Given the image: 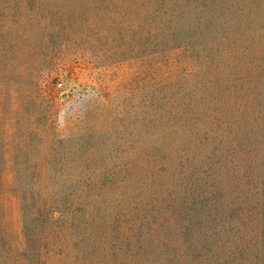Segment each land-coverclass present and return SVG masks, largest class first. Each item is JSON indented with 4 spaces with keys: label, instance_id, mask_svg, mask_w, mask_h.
<instances>
[{
    "label": "rangeland",
    "instance_id": "374dc122",
    "mask_svg": "<svg viewBox=\"0 0 264 264\" xmlns=\"http://www.w3.org/2000/svg\"><path fill=\"white\" fill-rule=\"evenodd\" d=\"M144 1L0 0V162L18 202L0 203V264H33L15 248L27 210L39 264L126 256L129 229L192 195L216 149L249 131L263 145L264 0H179L204 33L185 11L181 45L154 51Z\"/></svg>",
    "mask_w": 264,
    "mask_h": 264
},
{
    "label": "trees",
    "instance_id": "16d2710c",
    "mask_svg": "<svg viewBox=\"0 0 264 264\" xmlns=\"http://www.w3.org/2000/svg\"><path fill=\"white\" fill-rule=\"evenodd\" d=\"M140 5L144 11L147 34L144 44L148 50L181 45L182 36L188 33L182 26L185 11L197 12L195 31L197 36L204 33L199 25L207 17L187 2L145 0ZM35 82L39 88L38 80ZM257 138L252 131L237 134L232 145L224 144L216 149L218 152L207 168L213 173L195 181L192 195L174 199L164 209H159L157 221L148 218L145 223L131 227L127 235L130 241L123 243L126 256L113 252L106 258L107 251L101 252L102 259L98 263L264 264V133L263 145L258 144ZM16 171L13 161L0 162L2 204L18 203L10 191L17 179ZM19 203L29 205L27 198L23 202L19 199ZM27 215L28 210L22 224L28 231L21 228L22 240L15 248L23 249L25 255L33 254V264H39L44 256V226L31 230L25 223ZM121 248L122 242L116 246V251ZM122 257L125 262L121 261ZM48 264H55V258Z\"/></svg>",
    "mask_w": 264,
    "mask_h": 264
},
{
    "label": "built area",
    "instance_id": "2783aa9c",
    "mask_svg": "<svg viewBox=\"0 0 264 264\" xmlns=\"http://www.w3.org/2000/svg\"><path fill=\"white\" fill-rule=\"evenodd\" d=\"M63 84H64L63 81L59 80V81H57L56 86L61 88V87H63Z\"/></svg>",
    "mask_w": 264,
    "mask_h": 264
}]
</instances>
